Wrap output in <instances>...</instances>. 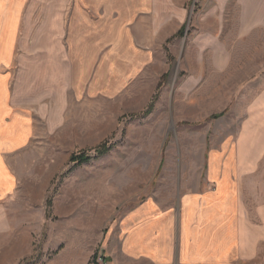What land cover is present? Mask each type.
<instances>
[{
	"label": "rangeland",
	"instance_id": "1",
	"mask_svg": "<svg viewBox=\"0 0 264 264\" xmlns=\"http://www.w3.org/2000/svg\"><path fill=\"white\" fill-rule=\"evenodd\" d=\"M10 3L32 59L11 79L29 86L32 138L8 158L0 264H110L104 240L138 204L196 192L214 148L262 149L264 0ZM242 159L261 226L264 154Z\"/></svg>",
	"mask_w": 264,
	"mask_h": 264
},
{
	"label": "crops",
	"instance_id": "2",
	"mask_svg": "<svg viewBox=\"0 0 264 264\" xmlns=\"http://www.w3.org/2000/svg\"><path fill=\"white\" fill-rule=\"evenodd\" d=\"M20 9V4L0 0V198L16 182L8 158L32 138L25 102L30 100L29 86L11 81L16 70L30 69L32 61L30 52L19 47L26 37L15 35ZM243 130L241 136L250 139L253 130ZM252 143L251 148L238 143L235 148L212 149L203 183L196 192L183 193L174 206L162 208L154 200L138 204L104 240L109 263L264 264V202L256 211L262 220L256 226L243 196V178L255 172L256 165L242 162V157L264 154V143L262 149Z\"/></svg>",
	"mask_w": 264,
	"mask_h": 264
},
{
	"label": "built area",
	"instance_id": "3",
	"mask_svg": "<svg viewBox=\"0 0 264 264\" xmlns=\"http://www.w3.org/2000/svg\"><path fill=\"white\" fill-rule=\"evenodd\" d=\"M96 264H107V263H105L102 258H99L97 260V263Z\"/></svg>",
	"mask_w": 264,
	"mask_h": 264
},
{
	"label": "trees",
	"instance_id": "4",
	"mask_svg": "<svg viewBox=\"0 0 264 264\" xmlns=\"http://www.w3.org/2000/svg\"><path fill=\"white\" fill-rule=\"evenodd\" d=\"M181 32H182V29L180 30V32H179V33L181 34Z\"/></svg>",
	"mask_w": 264,
	"mask_h": 264
}]
</instances>
